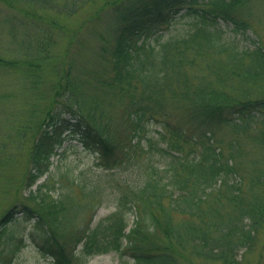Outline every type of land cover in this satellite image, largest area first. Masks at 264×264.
Listing matches in <instances>:
<instances>
[{"label": "trees", "instance_id": "1", "mask_svg": "<svg viewBox=\"0 0 264 264\" xmlns=\"http://www.w3.org/2000/svg\"><path fill=\"white\" fill-rule=\"evenodd\" d=\"M102 1L99 10L108 11L114 22L111 39L106 41L110 44V49L105 48L106 75L97 76L96 89L128 100L123 120L130 129L129 143L133 151L139 147L146 151L150 160L142 182L119 180L118 191L110 192L100 180L87 181L81 171L70 181L79 198H87L79 205L69 192L54 198L47 191L40 192L42 185L31 188L50 170L53 158L72 146L63 147L69 136L82 141L104 175L126 165L124 158L132 155L131 150H124V135L111 132L110 116L97 102V95L89 99L94 106H87V95L73 83L71 66H65L52 106L35 134L25 174V196L43 212L24 199L4 212L0 264H11L10 254L22 244L13 236L2 239L10 232L6 223L13 220L18 203L20 213L32 217L40 228L36 245L53 258V264H83L91 256L110 252L130 257L132 264H239L242 254L258 246L264 230V168L257 171L254 167L249 177L240 174L242 150L236 140L227 150L222 147L217 131L227 128L237 136L253 135L264 148V98L234 92L236 84L252 87L264 80L261 40L258 36L251 40L247 34L240 49L239 42L223 38L221 21L234 24L244 34L251 29L231 13L235 0ZM94 2L0 0L10 8L34 5L37 22L44 21L40 9L73 15ZM181 8L186 10L179 17L187 16L190 27L169 29ZM46 29L36 54L48 52L51 31L58 37L67 33L63 24H54L49 32ZM165 29L170 35L162 39ZM247 39L253 48L247 47ZM210 54L226 56L231 68L215 67L213 60L203 62ZM10 64L0 57V66ZM41 65L28 63L34 69ZM167 100L176 102L166 105ZM150 125L160 127L158 138L149 136L141 146L139 137ZM161 141H166L163 147L158 145ZM153 154L159 161H153ZM109 195L116 197L115 209L96 221L97 210ZM46 196L50 202L44 201Z\"/></svg>", "mask_w": 264, "mask_h": 264}, {"label": "rangeland", "instance_id": "2", "mask_svg": "<svg viewBox=\"0 0 264 264\" xmlns=\"http://www.w3.org/2000/svg\"><path fill=\"white\" fill-rule=\"evenodd\" d=\"M102 2V0H95L93 4L86 5L73 15L40 9L44 21L39 22L34 17V14L37 13V7L34 5L21 3L16 8H10L0 4V57L11 63L8 66H0V220L4 212L20 199L26 200L30 205L43 212L35 200L27 199L25 196L28 192L24 185L25 174L28 168L29 153L37 138L35 134L42 124L46 112L52 106V97L56 94L57 81L65 66H71L73 83L77 82L76 86L79 91H83L87 95V106H94L92 100L89 99L91 96L97 95L99 99L97 102L110 116L111 132L124 135V150H131L132 155L129 158H124L125 161L122 159L126 165L104 175L106 172L97 165L93 154L86 153L82 141L69 136L63 147L68 143L72 146L65 149L64 155L53 158L50 170L39 178L31 188L35 190L42 185L40 192L47 191L54 198L69 192L75 200L74 204L79 205L82 204V201L86 202L87 198L81 200L79 191L71 189L70 181L74 178L73 174L81 171L84 172L87 181L100 180L102 184L108 186L110 192L118 191L119 180L130 184L142 182L143 171L150 160L147 158L146 151H143L141 147L137 148V151H133L132 145L129 143L127 133L130 132V129L123 120L128 100H118L110 92H105L101 88L96 89L97 76L99 74L106 75L104 73L107 66L105 48L110 49V44L106 41L111 39L114 22L110 20L108 11L99 10ZM185 10V8L180 9L169 29L174 27L177 30L190 27L187 16L179 17ZM232 10L231 13L236 18L248 22L252 30L250 29L244 34L243 31L236 30L234 24L221 21L219 24L223 31V38L232 43L234 40L236 43L239 42L241 49L245 42L244 38L248 34L251 40L258 36L264 46V0H235ZM29 12L33 16L28 15ZM54 24H63L67 33L58 37L54 31H51L52 40L48 52L36 54L40 41L43 39V31L51 25L46 29L49 32L53 29ZM160 33L161 31L152 36V41ZM164 34L162 39H166L170 35L166 29ZM251 43L247 39L248 48L254 47ZM67 49L69 51L65 53ZM44 55L48 57L44 59ZM207 57L208 59L206 60L205 57L203 62L208 63L213 60L212 63L215 64V67L231 68L224 55L210 54ZM29 62L32 64L42 62V65L39 69H34L28 66ZM238 85H235L234 92L247 91V98H264V80L255 85L252 84V87H238ZM65 95H68L67 92ZM174 102L176 101L167 100L166 105H173ZM96 113L98 114L99 110ZM173 113L182 116L180 111L177 113L174 110ZM177 116L173 119L174 123L178 121ZM158 129L161 130L158 125H150L147 130L145 129V133L144 131L141 133L144 135L139 137L142 142L140 145L142 146L149 136L157 139ZM217 137L221 141V146L226 150L231 141H237L242 150L238 159L240 174L249 177L254 167L257 171L264 168V148L253 135L237 136L229 129L221 128L217 131ZM136 140L135 138L133 141ZM165 144L166 141L158 143L161 147ZM151 156L153 161H159L156 154ZM115 198V196L109 195L103 199L101 205L96 203L101 206L97 210L96 221L115 209ZM50 199V196H46L44 201L50 202ZM220 206L223 207V205ZM226 208V211L230 210V208ZM21 209L22 205L18 203L13 212V220L6 223V229L12 233L6 232L2 236L4 240L13 236L17 243H22L15 253L10 254L11 264H53V258L39 251L36 245L41 237L40 228H37L32 217L26 215L25 212L20 213ZM80 223L81 221H79ZM132 262L133 259L126 255L110 252L91 256L83 264H132ZM263 262L264 230L261 233L258 246L254 250L242 254L239 264H263Z\"/></svg>", "mask_w": 264, "mask_h": 264}]
</instances>
